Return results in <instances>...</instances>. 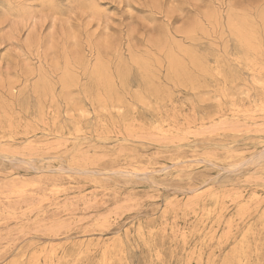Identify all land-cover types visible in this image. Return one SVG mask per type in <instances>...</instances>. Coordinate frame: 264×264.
<instances>
[{"label":"rangeland","instance_id":"rangeland-1","mask_svg":"<svg viewBox=\"0 0 264 264\" xmlns=\"http://www.w3.org/2000/svg\"><path fill=\"white\" fill-rule=\"evenodd\" d=\"M0 153V264H264V0H0Z\"/></svg>","mask_w":264,"mask_h":264},{"label":"bare ground","instance_id":"bare-ground-1","mask_svg":"<svg viewBox=\"0 0 264 264\" xmlns=\"http://www.w3.org/2000/svg\"><path fill=\"white\" fill-rule=\"evenodd\" d=\"M0 155H1V153H0ZM5 155H7V154H4V156H5ZM4 156H3V157H4ZM9 157H10V156H9ZM0 158H1V157H0ZM13 159H14V158H13ZM5 160H6V159H5ZM8 161H11V160L8 159ZM26 162H27V161H26ZM250 166H251V165H250Z\"/></svg>","mask_w":264,"mask_h":264}]
</instances>
